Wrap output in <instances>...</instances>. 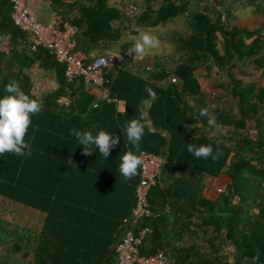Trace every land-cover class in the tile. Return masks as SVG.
I'll list each match as a JSON object with an SVG mask.
<instances>
[{
	"label": "trees",
	"instance_id": "obj_1",
	"mask_svg": "<svg viewBox=\"0 0 264 264\" xmlns=\"http://www.w3.org/2000/svg\"><path fill=\"white\" fill-rule=\"evenodd\" d=\"M52 1L65 21L78 27L101 54L117 47L121 54H131L135 42L126 41L125 34L135 26L154 29L184 19L187 27L172 37L177 60L156 56L153 61L130 60L107 75L106 88L112 99L125 104L123 112L117 103L101 100L84 117L77 114L75 101L70 108L57 103L65 95L75 100L87 87L84 79L69 82L65 66L47 49L33 51L27 33L14 24L11 2L0 0V45L10 36L16 46L27 47L24 53L30 63L24 68L38 65L58 78V88L44 97L42 111L32 116L25 136L31 154L0 156V196L52 219L65 220L64 211L106 215L109 232L112 236L117 232L120 244L141 182L140 169L131 179L119 170L120 157L136 151L124 129L129 121L143 117L145 133L137 154L146 151L167 160L150 194L152 208L162 212L152 220L151 237H162L158 229L164 225L176 236H192L204 227L214 231L210 243L216 249L232 242L248 256H264V25L256 31L234 26L232 11L219 0H144L141 8L134 4L141 10L135 18L126 16L113 0ZM242 5L264 17V0H244ZM2 10L6 12L1 15ZM148 66L153 70L147 71ZM251 66L260 77L249 73ZM173 76L178 84L172 83ZM18 77L27 82L25 92L30 95L29 76L21 71ZM203 78L218 83L221 90L210 106L212 115H201L203 108L190 101L199 98L207 105ZM4 87L0 86V96L8 94ZM148 89L156 92V100ZM210 118L215 125L209 124ZM72 129L93 134L103 129L119 135L120 144L106 159L98 150L86 156ZM189 143L211 145L218 158L194 157ZM222 175L231 182L218 200L208 199L206 179ZM32 177L37 185L31 184ZM175 255L180 264L189 259L185 251Z\"/></svg>",
	"mask_w": 264,
	"mask_h": 264
},
{
	"label": "crops",
	"instance_id": "obj_2",
	"mask_svg": "<svg viewBox=\"0 0 264 264\" xmlns=\"http://www.w3.org/2000/svg\"><path fill=\"white\" fill-rule=\"evenodd\" d=\"M219 1L225 3L232 11L233 20L236 19L233 21L234 26L251 31L263 27L264 17L255 14L253 8L245 7L238 0ZM29 8L44 24L56 23L58 17L65 20L60 14V8L54 5L52 0H29ZM4 12L6 11L2 10L1 15ZM3 18L1 17V20ZM75 40L78 48L89 52L93 58L101 55L99 49L84 36L82 31L77 34ZM26 48L25 45L16 46L10 36H7L0 45V70L3 71L0 73V86L16 81L25 92L27 82L18 77L22 71L29 76L33 88L36 89L35 94L31 89V97L37 98L44 107V97L58 88V78L56 73L40 69L38 65L24 68V65L30 63L25 58ZM110 52L121 53L119 51ZM132 57L137 58L134 52L129 54V58ZM248 71L255 78L260 77V73L254 66H251ZM202 85L207 105H203L200 102L202 99L199 98H190V101L197 109H207L212 115L210 106L215 94L221 90L218 83L207 81L205 78L202 79ZM86 89L96 100L95 105L105 100L106 96L101 89L95 86H87ZM117 104L119 110L123 112L125 104L122 102ZM16 160L12 161L14 165ZM30 182L37 185L38 181L32 177ZM230 182L231 178L228 175H222L219 178L208 177L205 181V196L208 199L218 200ZM161 200L162 198L159 197L157 203ZM158 213L162 216V212ZM62 215L65 220L52 219L47 213L25 207L0 196V264H119L118 234L116 232L115 236H112V228L108 226L106 215L81 211H64ZM152 220L154 219L141 221L138 230L150 227L154 231ZM158 230L162 237L159 235L151 237L154 232L149 234L146 237L149 242L144 241L141 247L143 256H151L164 250L180 264L175 255L176 251H185L189 256L185 264H264V256L261 253L252 257L248 256L244 249L232 242L221 243L219 249H216L210 243L215 233L209 228L203 227L192 236L182 235L180 232L181 235L176 236L174 232H171L169 225L161 226Z\"/></svg>",
	"mask_w": 264,
	"mask_h": 264
},
{
	"label": "built area",
	"instance_id": "obj_3",
	"mask_svg": "<svg viewBox=\"0 0 264 264\" xmlns=\"http://www.w3.org/2000/svg\"><path fill=\"white\" fill-rule=\"evenodd\" d=\"M5 1V0H4ZM13 6L12 18L16 27L27 33L29 45L33 51L39 48L47 49L58 62L66 68V78L69 82H74L83 78L87 86H95L102 90L106 96L105 100L119 103L118 99H112L110 92L106 88L107 75L115 68L121 69L126 61L143 62L153 61L155 57L145 54L141 58H129V55L121 53H102L94 60H90L89 55L78 48L75 40L80 29L61 17L53 24H44L31 12L29 0H9ZM123 13L129 18H135L141 10L132 3H123L121 6ZM153 67L148 66L147 71H152ZM173 84H178V78L172 77ZM33 94L36 89H32ZM57 103L63 108H70L74 99L70 95L61 96ZM98 104L95 105L97 107ZM144 161L141 170V182L137 187V200L133 208L131 218L124 221L127 227L126 235L118 246L119 264H178L177 260L164 250L158 251L151 256H143L141 247L146 237L153 232L152 228L138 227L144 219H159L160 214L156 212L150 203V194L157 186L159 178L162 176L167 166L164 157L142 152Z\"/></svg>",
	"mask_w": 264,
	"mask_h": 264
},
{
	"label": "clouds",
	"instance_id": "obj_4",
	"mask_svg": "<svg viewBox=\"0 0 264 264\" xmlns=\"http://www.w3.org/2000/svg\"><path fill=\"white\" fill-rule=\"evenodd\" d=\"M159 45L160 40L157 36L144 32L137 38L133 51L137 58H141L152 49L158 48ZM4 91L8 94L0 96V156L4 153H13L19 156L30 155V144L26 142L25 136L32 124V116L42 111L43 105L39 100L33 99L24 92L16 81L5 85ZM148 92L152 100L157 99L154 90L148 89ZM201 115H208V110L202 109ZM209 124L215 125V119L210 118ZM124 131L128 141L135 146L136 151H128L120 157L119 170L125 178L131 179L138 174V170L144 164L142 155L137 154L140 152V143L145 133L143 117L129 121ZM72 135L83 147V153L86 156H91L98 150L106 159L120 144L119 135H114L103 129L95 134L92 130L72 129ZM188 151L198 159L218 158L214 155L211 145L189 143Z\"/></svg>",
	"mask_w": 264,
	"mask_h": 264
},
{
	"label": "rangeland",
	"instance_id": "obj_5",
	"mask_svg": "<svg viewBox=\"0 0 264 264\" xmlns=\"http://www.w3.org/2000/svg\"><path fill=\"white\" fill-rule=\"evenodd\" d=\"M238 1H240V3L242 4L244 0H238ZM114 3L118 4L119 6L122 5L123 3H133V4H137L140 7L144 3V0H114ZM186 27L187 26H186V22L184 19H177L176 21L169 24L168 26L158 27L154 29H145V28L142 29V28H138L137 26H135L126 32L125 40L136 43L137 38L142 33L144 32L151 33L159 38L160 45L158 48L152 49L147 54L154 55L160 59H169L170 61L172 59L177 60L176 46L172 41V37L176 35L177 33L185 32ZM135 32L137 34H135ZM120 50L121 49L119 47L114 49V51H120Z\"/></svg>",
	"mask_w": 264,
	"mask_h": 264
},
{
	"label": "water",
	"instance_id": "obj_6",
	"mask_svg": "<svg viewBox=\"0 0 264 264\" xmlns=\"http://www.w3.org/2000/svg\"><path fill=\"white\" fill-rule=\"evenodd\" d=\"M264 74V72H263ZM96 100L90 95L88 89L83 90L75 98V106L79 115L87 116L94 108Z\"/></svg>",
	"mask_w": 264,
	"mask_h": 264
}]
</instances>
